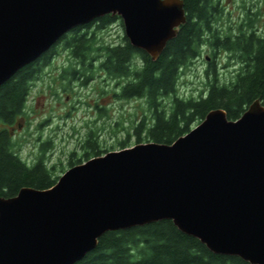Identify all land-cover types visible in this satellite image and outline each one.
<instances>
[{
	"label": "water",
	"instance_id": "water-1",
	"mask_svg": "<svg viewBox=\"0 0 264 264\" xmlns=\"http://www.w3.org/2000/svg\"><path fill=\"white\" fill-rule=\"evenodd\" d=\"M121 17L159 58L183 0H0V87L78 25ZM169 219L218 254L264 264V104L208 112L174 142L148 141L71 166L49 188L0 196V264H75L106 232Z\"/></svg>",
	"mask_w": 264,
	"mask_h": 264
},
{
	"label": "trees",
	"instance_id": "trees-1",
	"mask_svg": "<svg viewBox=\"0 0 264 264\" xmlns=\"http://www.w3.org/2000/svg\"><path fill=\"white\" fill-rule=\"evenodd\" d=\"M183 1L187 20L156 60L134 47L127 36L118 44L99 41L92 27L102 29L121 19L118 15L107 14L73 28L0 87V196L13 197L25 186L49 188L59 179L43 153L34 163L21 157L11 128L25 114L35 80L61 50L67 51L68 58L75 59L83 67L87 77L93 75V65L98 62L100 69L115 79L117 85L123 83L116 94L119 99H146L151 120L144 131L146 142L170 144L216 108H223L229 119L236 120L257 98L264 104V34L257 30L251 14L247 13L246 22L237 33L223 31L218 25L224 15L222 0ZM206 46L213 53L205 70L206 88L198 96L185 97L179 90L180 79L201 57L202 48ZM221 51L229 53L234 63V74L229 79L221 78L217 72L215 57ZM64 71L62 77L69 79L79 73L73 61ZM146 118L144 116L135 128L137 142L143 140L141 132ZM86 144L92 148L96 146V134L95 138L90 135ZM77 162L82 163L81 160ZM76 164L73 159L70 161V165ZM75 264L253 263L239 256L214 253L200 239L184 233L172 220L165 219L108 231L98 239L97 247Z\"/></svg>",
	"mask_w": 264,
	"mask_h": 264
},
{
	"label": "rangeland",
	"instance_id": "rangeland-1",
	"mask_svg": "<svg viewBox=\"0 0 264 264\" xmlns=\"http://www.w3.org/2000/svg\"><path fill=\"white\" fill-rule=\"evenodd\" d=\"M222 6L224 15L218 25L223 31L237 33L250 13L257 30L264 34V0H222ZM92 28L96 38L108 44H118L126 36L121 19L102 29ZM68 56L65 50L58 52L52 64L35 80L26 112L11 129L21 157L34 163L43 153L51 170L59 177L72 166V159L75 164L80 158L82 162L87 160L84 155L89 150L86 142L90 135L95 138L96 134V145L105 154L146 142L144 131L151 121L146 99H119L116 94L123 83L117 85L115 79L100 69L98 62L93 65V75L87 77L83 67ZM212 58V50L203 47L201 57L180 79L179 90L183 96H198L206 88L205 70ZM72 61L79 73L71 79L62 77L64 68ZM215 64L221 78L229 79L234 74L229 53H218ZM144 116L147 118L141 132L143 140L137 142L135 128ZM199 123L194 122L191 129Z\"/></svg>",
	"mask_w": 264,
	"mask_h": 264
},
{
	"label": "flooded vegetation",
	"instance_id": "flooded-vegetation-1",
	"mask_svg": "<svg viewBox=\"0 0 264 264\" xmlns=\"http://www.w3.org/2000/svg\"><path fill=\"white\" fill-rule=\"evenodd\" d=\"M123 22V21H122ZM12 129V128H11ZM137 138H138V136H137ZM86 147L89 149L88 151H86V153H85V155H84V159H90V158H92V157H95V156H99V155H102V150H100L99 148H98V145H96V146H94L93 148H92V146L90 147V146H88L87 144H86ZM91 154H93L94 156H92V157H90V155ZM89 157V158H88ZM80 159H82V158H80ZM79 159V160H80Z\"/></svg>",
	"mask_w": 264,
	"mask_h": 264
}]
</instances>
